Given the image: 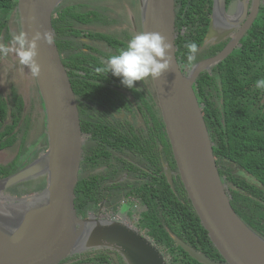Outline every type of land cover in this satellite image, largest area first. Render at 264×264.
Instances as JSON below:
<instances>
[{
	"label": "water",
	"instance_id": "obj_1",
	"mask_svg": "<svg viewBox=\"0 0 264 264\" xmlns=\"http://www.w3.org/2000/svg\"><path fill=\"white\" fill-rule=\"evenodd\" d=\"M60 2L17 0L16 4L19 33H26L29 40L37 32L41 33L35 57L41 73L33 78L43 104L46 152L25 168L0 179V192L40 172L46 178L45 188L34 198L11 197L8 200H14L13 203H4L28 202L33 209L23 219L0 217V264H58L75 253L101 249L111 250L113 255L118 253L126 264H168L154 242L135 228L121 221L104 220L93 213L81 217L77 210L74 188L81 156V129L75 94L51 26L52 12ZM237 4L238 0L227 6L224 0H213L211 16L229 20ZM258 5L259 0H255L246 23L227 45L217 54L196 62L186 74L181 72L175 56L174 0H144L142 6V32H158L171 46L170 70L151 81L176 173L207 238L222 260L209 259L181 239L173 238L191 258L202 264H264V238L252 231L230 205L192 88L200 72L233 50L258 13ZM241 6V16L246 15L248 1L242 0ZM44 32L52 35L51 46L44 41ZM19 33L10 30L13 39ZM44 157L46 162L40 164ZM166 176L172 186L168 167Z\"/></svg>",
	"mask_w": 264,
	"mask_h": 264
},
{
	"label": "trees",
	"instance_id": "obj_2",
	"mask_svg": "<svg viewBox=\"0 0 264 264\" xmlns=\"http://www.w3.org/2000/svg\"><path fill=\"white\" fill-rule=\"evenodd\" d=\"M212 1L174 0L175 56L184 74L197 61L212 56L222 48L223 43L208 45L204 49L200 47L207 29ZM61 2L56 7V17L51 19V26L62 63L68 70L73 92L79 98V109L83 106L88 107L84 101L97 106L102 98L101 88L107 94V101L112 107H125L126 101L120 97L117 90L98 81L105 74L97 73L96 68L104 65L91 54L90 49L88 48L87 52L81 50L70 52L77 49L71 20L72 18L81 20L82 16L74 10L77 4L61 5ZM16 4L17 0H0V30L3 28L7 30L8 20L14 14L13 23L18 27ZM87 13L94 15L90 10ZM105 19V16L99 17L104 23ZM82 21L90 23L93 19L83 14ZM98 37L109 41L117 52L127 47V43L117 40L114 36L99 34ZM6 38H9L8 32ZM188 42H196L198 49L200 48L191 64L187 61L188 52L185 47ZM259 79H264V0H261L257 17L240 39L238 47L217 64L200 72L192 85L230 205L252 231L264 238V89L255 87V82ZM21 109L20 96L7 103L0 99V119H3L5 114L11 119L5 132L7 139L1 143L2 146H10L14 142L15 136L10 135V131L18 123ZM151 117H154L152 112ZM97 128H100L99 131ZM103 129L106 130L102 132ZM111 130L114 131V129L108 131L106 125L95 121L90 130L91 138L96 139L95 137L101 133L110 142L114 134ZM149 130L147 139L142 140L134 136L136 155L149 160L150 163L153 162V165L154 162L158 165V152L156 145L153 144V141L158 140L163 143L169 164L174 167L162 122H158L156 130L152 128ZM3 134L0 132V137H3ZM113 138L111 145L114 147L132 140L131 135L129 137L122 132L113 135ZM0 168L3 169L0 178H5L18 170L17 166L15 169L8 165ZM157 169H160V164L156 168L152 166L153 174L146 173L148 176L146 182L134 187L130 194L141 202V211L137 213L139 229L143 230L162 251L168 264H202L178 246L173 237L181 239L209 259L222 260L207 238L179 177L172 180L171 186L163 174L155 175ZM37 175L10 187L24 182L28 184L29 181L36 179ZM97 180L99 178L95 176L78 178L74 188L75 204L82 217L87 210H95L100 201L103 200L105 204L107 202L110 205L114 201L111 195H97L99 193ZM35 183L36 188L40 189L44 186L45 180H42L41 184L38 180ZM25 189L29 191L28 186ZM26 191L19 192L20 197ZM89 252L96 254L73 261L71 264H113L106 251Z\"/></svg>",
	"mask_w": 264,
	"mask_h": 264
},
{
	"label": "flooded vegetation",
	"instance_id": "obj_3",
	"mask_svg": "<svg viewBox=\"0 0 264 264\" xmlns=\"http://www.w3.org/2000/svg\"><path fill=\"white\" fill-rule=\"evenodd\" d=\"M232 1L233 0H228V1L224 0L225 6H227ZM247 1L249 5L247 14L246 15L243 14L241 16L242 0H238L236 12L232 16H230L229 20L227 19L222 20L220 18L214 20L213 17L211 16V12H212L211 10L210 14L208 15L209 17L207 22V29L200 47L204 49L208 45H216L223 43L222 45L223 48L225 45H227L236 35L239 29L246 23L247 17H249L251 13V9L254 6L255 0H247ZM260 3L261 0H259L258 6H260ZM82 5H86V4L78 3L76 7ZM55 10L56 7L52 12L51 19L56 17ZM88 10L92 11L94 15L91 13L88 14L87 13ZM75 12L77 14H80L82 18H83V14H86L89 17H91L93 21L87 23L86 21H82V18L81 20L72 18L71 22H72V27L74 28L73 39L76 42L77 49L72 50L70 52H77L80 50L87 52L89 48L91 54L97 57L102 62L103 65L104 62L110 56L114 54H118V52L114 49L113 45L109 43V41H107L104 38H99L98 37L99 34H105L109 37L114 36L117 40L128 43V41L136 34V31H138V33L142 32V28L139 27V22L137 23L136 21H133L131 17L129 21L131 25H133L131 27V30L133 31L132 34L128 31V29L125 26L124 28L122 27L119 30V32H108V30L104 28L105 26L104 22L99 20V17H103L104 15L100 10V8L97 7L96 5L93 6V8L91 9H85L82 11H75ZM256 17L257 14L254 17V20ZM9 19L10 20H8L7 23L8 25L7 30H5L4 28L0 30V45L7 46L10 49H13L7 55L0 53V99H4L6 103L9 102V100L10 102L13 101L12 100L13 94L6 95L5 93L2 92V89L6 85H9L8 87L9 90L12 93L15 91V86L13 89V84L10 83L9 79L11 78V75H14L16 70L15 68L22 66L19 63V57L15 52L16 45L14 39L11 37L10 34L11 29H15L19 33V26L18 27L14 26L13 23V21H15L14 15H12ZM140 26H141V22H140ZM207 31L210 35L209 39H207L206 36ZM246 31L247 30L244 31L243 35H245ZM6 32H8L9 34L8 39L6 38ZM90 34H94V35L90 36ZM243 35L236 42V44L233 47V50L236 47H238L240 39L243 37ZM210 39H212L211 42L205 43L206 40L208 41ZM92 48H94L95 50H93ZM219 51L215 52L213 55L217 54ZM14 56L16 57L15 59L16 61H12V58ZM28 71H30L29 68ZM103 74H105L104 77H100L98 81L101 84L102 83L105 84L109 88L117 90L120 97L124 99V101H126V106L112 107L110 103L107 101L108 100V97L106 98L107 94L101 88L102 98H101V102L98 103L97 106H95L94 103L92 102L84 101L88 107L83 106V108L81 107V109H79L80 101L79 98L75 95L77 109H78L77 113L79 118V125L81 129V141H82L78 178L88 177V176L89 177L95 176L99 178V180H97L98 182L97 190L99 192L97 195L99 196L111 195L112 196L111 198H113L114 201L111 203L112 205H110L107 202L105 204L103 200L100 201L98 207L95 210H87L85 216H87L89 213L97 212V215L99 217H102V219L104 220L113 219L115 221H121L125 224L127 223L132 224L133 221H136L134 222V224L137 225L139 222L137 213L141 211V202L138 198H135L132 195H130L133 192L132 189L146 182V179L148 178L146 173L153 174L152 172L153 170H151L152 166L153 168H156V166L160 164V169H157L155 175L163 174L166 181H167V176H166L167 167L171 169L172 180L176 179L178 175L176 173L175 163H174V167L169 164L168 157L165 155V150L163 149L164 145L163 143L158 142V140H156V136H155L156 141H153V144L156 145L155 148L157 149L158 152V159H159L158 165L156 162H154L153 165V162L150 163L149 160H145V158L136 155L137 153L135 150V140H134L135 135L142 140L149 138V133H150L149 129L152 128V130L153 129L156 130L158 122H162V128L165 132L161 112L156 102L151 78H146L144 81H136L135 90H134L124 87L120 83V79L113 76L111 73L108 74L103 73ZM17 96L18 95H15V97ZM151 112L153 113L154 116L153 118L151 117ZM7 119H8L7 114H5L3 119H0L1 122L0 132L4 133L3 137H0V144L6 142L7 139V134L5 133L7 128ZM95 121L102 123L103 126L106 125L108 131L110 129H114V131L111 130L114 133L113 135L118 134L119 132H122L123 134H126L129 137L131 135L132 137L131 139L133 141L132 140L126 142L124 141L123 144L114 147L113 145H111L114 139L113 135L110 138V142L108 139H105V137L101 133L95 137L96 139L91 138L90 130L93 128V122ZM17 125L18 123L16 124V126ZM99 129L100 128H97L98 131ZM105 130L106 129H103L102 132ZM165 137H166V132H165ZM142 145L144 144L142 143ZM7 147H8L7 145L2 146L1 144L0 151ZM2 166L4 165H0V167ZM2 172L3 169L0 168V173ZM113 195L115 196L113 197ZM101 212L105 216L101 215L100 214ZM133 212L136 215L135 219H133ZM114 214L118 215V218H116ZM130 219L133 221H130ZM141 232L144 231L141 230ZM103 251H106V254L110 257V260L113 264H126L123 258L121 257V255H119L118 253L115 252V255H113L111 250H103ZM94 254H96V252L85 251V252L75 253L71 257L66 258L65 260L59 262L58 264H71L73 261L75 262L81 259H85L87 257H92L94 256Z\"/></svg>",
	"mask_w": 264,
	"mask_h": 264
},
{
	"label": "rangeland",
	"instance_id": "obj_4",
	"mask_svg": "<svg viewBox=\"0 0 264 264\" xmlns=\"http://www.w3.org/2000/svg\"><path fill=\"white\" fill-rule=\"evenodd\" d=\"M61 5H71V4H78L83 3L87 4L78 6L74 10L75 11H82L85 9H91L93 6H97L102 11L103 15L105 16L106 22L104 23V28L108 30V32H119V30L124 26L128 29V31L132 34L133 31L131 30L130 17L133 21L141 22V13L143 11L142 0H61ZM15 16V14H14ZM123 19V20H122ZM217 20V17L213 18ZM13 25V24H11ZM140 33V32H139ZM136 31V34H139ZM210 35L208 34L207 39H209ZM212 39L206 40L205 43L211 42ZM16 57L12 58V61L15 60ZM19 68V69H18ZM18 68H15L14 75H11L9 79L10 83L13 84V89L15 86V91L12 93L9 90V85H6L2 92L6 95H12V100L15 99V95H18L22 99V109L20 113V118L18 125L15 126L11 131L10 135H15L14 142L8 146L7 148L0 151V165H8V167L15 169L16 166L20 169L25 168L33 161L41 158L44 153L46 152V130H45V117L43 111V104L42 100L38 94L37 86L33 76L31 75L30 71H28V67L22 65ZM2 80V79H1ZM11 121L10 117L7 119V124ZM22 143V146L20 144ZM23 147V149H21ZM21 151V152H20ZM36 179L29 181L28 184L26 182L17 184V186H13L8 188L7 190H2L0 192V199L2 203H13L14 200H8V198L16 197L21 198L25 196H29L34 198L38 193H40L45 188L44 186L40 189L36 188L35 181L38 180L39 183H42V180H45L46 176L40 172L37 173ZM31 182V183H30ZM29 187V191H26L25 187ZM22 189V190H21ZM21 190V191H20ZM17 193H15V192ZM21 197L19 192H25ZM31 198V199H32ZM107 211V210H106ZM101 215L102 212L100 213ZM94 215V214H93ZM97 217V212L95 215ZM105 216V215H104ZM114 216L118 218V215ZM136 218V215L133 212V219ZM123 221V219H122ZM130 221H133L130 219ZM133 221L132 224H129L131 227L135 228L139 232V225H135ZM144 234V232H141ZM101 250H108V249H101ZM92 251V250H88ZM86 251V252H88Z\"/></svg>",
	"mask_w": 264,
	"mask_h": 264
},
{
	"label": "clouds",
	"instance_id": "obj_5",
	"mask_svg": "<svg viewBox=\"0 0 264 264\" xmlns=\"http://www.w3.org/2000/svg\"><path fill=\"white\" fill-rule=\"evenodd\" d=\"M40 39V32H37L31 40L23 32L14 37L15 52L19 57V63L27 66L33 77H39L41 73V66L35 59L38 54L37 41ZM43 39L49 46L53 44V37L49 32L43 33ZM170 47V44L160 33L141 32L128 41L125 49L110 56L104 62L103 67L96 68V72L111 73L120 79V83L124 87L135 90L136 81H144L146 78L158 79L170 70ZM185 47L188 52L187 61L191 64L196 59L198 45L196 42H188ZM12 50L7 46L0 45V53L4 55ZM255 87L264 89V79L257 80Z\"/></svg>",
	"mask_w": 264,
	"mask_h": 264
},
{
	"label": "bare ground",
	"instance_id": "obj_6",
	"mask_svg": "<svg viewBox=\"0 0 264 264\" xmlns=\"http://www.w3.org/2000/svg\"><path fill=\"white\" fill-rule=\"evenodd\" d=\"M216 35V34H215ZM46 162V157L39 161V163ZM37 165L39 166L38 162ZM33 209V205L28 202H22L17 205H4L0 199V217L6 219H15L20 218L23 219L27 217Z\"/></svg>",
	"mask_w": 264,
	"mask_h": 264
}]
</instances>
